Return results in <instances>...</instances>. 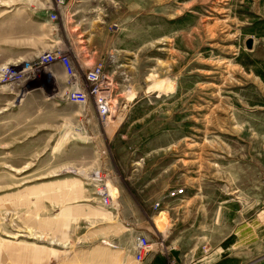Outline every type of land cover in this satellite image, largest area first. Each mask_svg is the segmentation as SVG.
<instances>
[{
  "label": "rangeland",
  "instance_id": "obj_1",
  "mask_svg": "<svg viewBox=\"0 0 264 264\" xmlns=\"http://www.w3.org/2000/svg\"><path fill=\"white\" fill-rule=\"evenodd\" d=\"M54 2L0 0V264H137L127 247L155 237L147 218L156 221L153 205L176 187L185 198L156 226L182 235L180 248L211 243L220 207L264 209L258 36H232V12L214 0H72L83 2L85 19L118 23L122 61L101 86L111 104L104 118L93 97L85 108L69 103L47 67L17 54L24 30L41 36L45 12L58 16L54 27L66 22ZM63 36L57 51L83 82L84 60H72L78 48L66 27ZM94 37L83 34L86 53ZM11 68L31 73L11 81ZM113 82L124 101L110 95ZM95 178L109 208L96 199Z\"/></svg>",
  "mask_w": 264,
  "mask_h": 264
},
{
  "label": "crops",
  "instance_id": "obj_2",
  "mask_svg": "<svg viewBox=\"0 0 264 264\" xmlns=\"http://www.w3.org/2000/svg\"><path fill=\"white\" fill-rule=\"evenodd\" d=\"M196 1L194 0L193 6L197 3ZM221 1L223 3L214 0L213 4L217 7H221L222 4L226 11L232 12L231 23L237 27H233L234 30H231V35L258 36L261 40L260 49L264 52V0ZM64 9H66L65 12L68 16H66V22L61 20L54 27L49 20L50 12H45L42 15V25L44 27L40 31L35 28V31L41 36H27L26 30L23 31L24 36H18V56L20 58L24 57V59L38 58L43 51L62 49L63 29L66 27L70 31V35L74 37L72 44H75L78 48V53L77 50L72 53V60L77 63L79 54L84 60L81 64L84 67L82 71L84 72L83 85L86 83L85 74L87 71L97 62L107 59L109 56H113L116 59L107 67L109 69L106 70L105 79H114L113 75L116 74V69L119 68L122 61L120 49L118 48L119 33L117 32L119 30L111 28L115 25L118 26V23L112 20L101 24L96 20L85 19L82 15L83 2L72 3V0H70ZM37 32H34V34H37ZM18 33L20 35L22 30L19 29ZM87 33L95 37L90 46L91 51L86 53L87 45L84 47L82 36ZM129 55H132V51H129ZM262 64L264 65V58L262 59ZM50 69L53 72L52 76H50L57 79L62 88L67 87V76L62 66L55 64ZM107 87L110 95L115 98L114 101H124L123 98L122 100L121 98L116 99V94L114 95L118 85L113 82L108 84ZM126 100L132 101L131 98ZM133 101L137 103L136 100ZM225 200L228 203L227 198ZM175 203L170 202L155 222L153 219L147 218V222L153 226L156 234L155 237L154 235H145L150 240L153 250L147 255L144 264H172V262L181 264L182 251L186 253V257H191L188 264H264V209L262 207L257 209H235L232 205H226L223 208L224 210L220 207L214 230L210 234L211 243L208 246L200 247L199 244L194 245L187 242V244H181L180 248L178 243L184 240L182 235L179 234L174 237L171 231L161 232L156 226L159 224L160 227V223H167L166 214L169 215L170 211H174L171 205ZM135 227V224L131 225L130 229L134 230ZM184 247L185 250H183ZM133 248L135 251V246H133L132 242L127 247V251L132 253Z\"/></svg>",
  "mask_w": 264,
  "mask_h": 264
},
{
  "label": "built area",
  "instance_id": "obj_3",
  "mask_svg": "<svg viewBox=\"0 0 264 264\" xmlns=\"http://www.w3.org/2000/svg\"><path fill=\"white\" fill-rule=\"evenodd\" d=\"M70 0H55V6L57 9L64 8L68 5ZM58 16L54 13H50L49 20L51 22L57 21ZM39 67H47L49 74L52 76L53 72L51 67L55 64H60L65 71L68 78L67 87L64 90L65 100L69 103L76 104L80 108H85L89 104L90 97L95 100L98 114L101 117L108 118L111 113V104L109 101V95L102 92V84L105 80V70L107 68V60L102 59L95 64L85 74L86 86L80 81V77L77 75L70 59L66 57L62 52H43L37 58ZM110 62H114V57L111 56ZM25 72V73H24ZM31 72L17 71L15 68H11L6 72V77L11 81H18L24 79L26 75ZM107 93V92H106ZM96 190V199L103 207L109 208L112 203L111 195L107 189V186L102 184L100 180L95 178L93 180ZM186 196L185 187L173 188L168 190L154 205V212L163 213L165 207H168L170 202H180ZM134 260L137 264H144L147 255L153 250L150 240L143 234L135 237L134 240ZM172 264H174L172 262Z\"/></svg>",
  "mask_w": 264,
  "mask_h": 264
},
{
  "label": "water",
  "instance_id": "obj_4",
  "mask_svg": "<svg viewBox=\"0 0 264 264\" xmlns=\"http://www.w3.org/2000/svg\"><path fill=\"white\" fill-rule=\"evenodd\" d=\"M252 46H253V41H252V40H249V41L247 42V48H248V49H252Z\"/></svg>",
  "mask_w": 264,
  "mask_h": 264
},
{
  "label": "bare ground",
  "instance_id": "obj_5",
  "mask_svg": "<svg viewBox=\"0 0 264 264\" xmlns=\"http://www.w3.org/2000/svg\"><path fill=\"white\" fill-rule=\"evenodd\" d=\"M110 129V128H109Z\"/></svg>",
  "mask_w": 264,
  "mask_h": 264
}]
</instances>
